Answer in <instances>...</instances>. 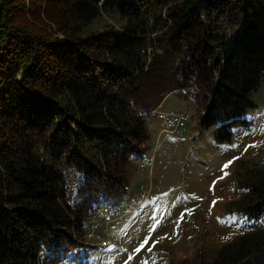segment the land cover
I'll return each instance as SVG.
<instances>
[{
	"label": "trees",
	"instance_id": "16d2710c",
	"mask_svg": "<svg viewBox=\"0 0 264 264\" xmlns=\"http://www.w3.org/2000/svg\"><path fill=\"white\" fill-rule=\"evenodd\" d=\"M101 1L0 0V264H58L94 204L126 193L170 92L217 143L256 106L264 0ZM112 11L119 26L89 29ZM236 176L240 210L263 224L264 167ZM209 264H264V226Z\"/></svg>",
	"mask_w": 264,
	"mask_h": 264
},
{
	"label": "rangeland",
	"instance_id": "374dc122",
	"mask_svg": "<svg viewBox=\"0 0 264 264\" xmlns=\"http://www.w3.org/2000/svg\"><path fill=\"white\" fill-rule=\"evenodd\" d=\"M123 20L116 11L101 12L88 27L96 30L108 24L119 26ZM177 96L180 99L171 103L170 98L163 101L164 98L158 106L163 103L169 108L170 104L181 103L194 123L180 137L162 131L157 123L153 140V124L149 121L154 113L148 117L149 136L143 151L150 153L152 160L142 171L143 190L137 180V158L141 152L132 159L126 189L133 198L141 199L132 212L102 227L101 232L112 244L92 247L83 237L98 202L86 213L81 230L72 238L75 245L58 264H209L223 244L264 226V222L257 226L240 210L242 206L237 201L241 192L236 176L239 167H264V78L251 92L256 106L243 115L249 123L235 126L231 140L225 143H217L212 137L214 126L203 130L198 139V134L192 133L199 125L195 104L191 98ZM217 196L222 199L210 209L207 200ZM146 239L148 243L137 253L135 250Z\"/></svg>",
	"mask_w": 264,
	"mask_h": 264
},
{
	"label": "built area",
	"instance_id": "2783aa9c",
	"mask_svg": "<svg viewBox=\"0 0 264 264\" xmlns=\"http://www.w3.org/2000/svg\"><path fill=\"white\" fill-rule=\"evenodd\" d=\"M193 87L196 88V86ZM153 113L156 117L157 123L161 126L162 131L178 137L182 136V134L187 131L190 122V113L188 111L166 110L161 109L158 106L153 109ZM151 160L152 157L150 153L146 151H142L137 158V180L140 190H143L144 182L142 171L148 167ZM142 195L143 194L141 193L140 196ZM139 200L133 198L129 191L115 198L101 200L90 215L88 224L83 230L84 239L87 240L92 247H108L112 243L110 239L104 236L101 232L102 227L112 220L132 212L135 209V206L139 204Z\"/></svg>",
	"mask_w": 264,
	"mask_h": 264
},
{
	"label": "crops",
	"instance_id": "0c3cea01",
	"mask_svg": "<svg viewBox=\"0 0 264 264\" xmlns=\"http://www.w3.org/2000/svg\"><path fill=\"white\" fill-rule=\"evenodd\" d=\"M178 94H176V93H169L166 97H165V99L163 100V101H167L169 98H170V103H171V101L172 100H174V99H180L178 96H177ZM170 107L169 108H165L164 107V104L162 103L159 107L161 108V109H166V110H186V109H184L183 108V105L181 104V103H178V104H170L169 105ZM187 111V110H186ZM189 112V111H188ZM150 124L152 123L153 124V128H152V131H153V133H152V136H151V139H155V136H156V134H157V132H158V124H157V120H156V117L153 115V117H151V119H150ZM193 123H194V121H190L189 122V124H188V127L189 126H192L193 125ZM198 127V129L197 130H195V131H193L192 133L194 134V133H196V135H197V137H198V139H200L201 138V133H202V131L203 130H207V129H203L200 125H198L197 126ZM211 128V127H210ZM212 129V137L214 136V134H213V127L211 128ZM169 134V133H168ZM167 133L165 134V138L167 137V135H168ZM188 137H190V136H188ZM162 140V139H161ZM161 140L157 143V150H158V144L161 142ZM156 143L154 142V145H155ZM195 145V144H194ZM194 147H196V145L194 146ZM137 157V156H136Z\"/></svg>",
	"mask_w": 264,
	"mask_h": 264
},
{
	"label": "snow or ice",
	"instance_id": "6c2138e0",
	"mask_svg": "<svg viewBox=\"0 0 264 264\" xmlns=\"http://www.w3.org/2000/svg\"><path fill=\"white\" fill-rule=\"evenodd\" d=\"M230 163H231V161L227 162L223 167H224V168H227L228 165H229ZM226 239H227V237H226ZM147 243H148V240L146 239V240L140 245V247H138L135 251H136L137 253H139V252L144 248V246H145ZM151 250H152L151 248L148 249V251H151ZM130 259H131V257H130ZM142 264H147V261L142 262Z\"/></svg>",
	"mask_w": 264,
	"mask_h": 264
},
{
	"label": "bare ground",
	"instance_id": "6f19581e",
	"mask_svg": "<svg viewBox=\"0 0 264 264\" xmlns=\"http://www.w3.org/2000/svg\"><path fill=\"white\" fill-rule=\"evenodd\" d=\"M211 197H213V196H211ZM222 199V197H220V196H217L216 198H209L208 200H207V204H208V207L210 208V209H212V207H213V203L214 202H219L220 200Z\"/></svg>",
	"mask_w": 264,
	"mask_h": 264
},
{
	"label": "water",
	"instance_id": "95a60500",
	"mask_svg": "<svg viewBox=\"0 0 264 264\" xmlns=\"http://www.w3.org/2000/svg\"><path fill=\"white\" fill-rule=\"evenodd\" d=\"M103 1H105V0H102L101 2H103Z\"/></svg>",
	"mask_w": 264,
	"mask_h": 264
}]
</instances>
